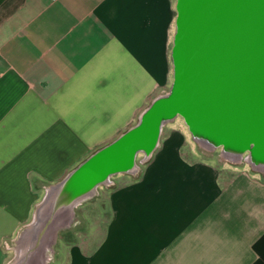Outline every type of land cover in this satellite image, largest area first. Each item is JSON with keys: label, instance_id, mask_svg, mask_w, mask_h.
Masks as SVG:
<instances>
[{"label": "crops", "instance_id": "obj_1", "mask_svg": "<svg viewBox=\"0 0 264 264\" xmlns=\"http://www.w3.org/2000/svg\"><path fill=\"white\" fill-rule=\"evenodd\" d=\"M175 13L173 0H0V264L47 187L172 83ZM184 144L170 126L136 175L114 174L102 235L68 240L63 264H264V179L222 176Z\"/></svg>", "mask_w": 264, "mask_h": 264}, {"label": "water", "instance_id": "obj_2", "mask_svg": "<svg viewBox=\"0 0 264 264\" xmlns=\"http://www.w3.org/2000/svg\"><path fill=\"white\" fill-rule=\"evenodd\" d=\"M175 10L170 91L156 96L134 126L48 186L21 234L41 224L45 211L68 212L114 174L136 171L137 153L147 159L162 126L176 116L189 129L264 155V0H176Z\"/></svg>", "mask_w": 264, "mask_h": 264}, {"label": "rangeland", "instance_id": "obj_3", "mask_svg": "<svg viewBox=\"0 0 264 264\" xmlns=\"http://www.w3.org/2000/svg\"><path fill=\"white\" fill-rule=\"evenodd\" d=\"M174 4L176 0H173ZM176 15V13H175ZM175 21L172 28V36L170 42V77L173 79V57L172 46L173 37L175 34ZM170 84L164 93L170 91ZM170 126H175L182 130L184 135V153L197 155L200 159L209 160L216 166L222 168L223 174L226 177L233 176L238 171H248L258 174L264 179V168L254 166L251 164L247 157L250 152L245 149L241 153L240 160H235L227 156L224 152L223 146L219 145L214 148H209L203 145L190 131L188 125L184 122L181 116H176L173 119L166 121L162 126V130L158 142L164 137ZM144 154L138 152L135 157V165L139 167L145 163L143 162ZM262 171H261V170ZM139 172L136 171V175ZM114 176V175H113ZM113 177L109 181L100 184L94 195L90 196L76 207H71L68 212L61 211H45L41 218V224L36 225L35 228L21 234L26 226L17 232L15 237L7 240L6 244V263L5 264H34L30 262L31 256H37L38 264H63L64 255L62 254L63 248L71 243H78L82 238L85 240L84 244L87 249H91L99 237L102 235L104 223L107 218V190L113 186ZM101 193V194H98ZM86 204V205H85ZM105 205V208H104ZM55 223H59L55 225ZM44 224V225H43ZM54 224V225H50ZM46 225L52 227L46 234ZM40 242V238L46 240L43 245L37 244L35 239ZM36 237V238H35ZM46 238V239H45ZM73 240V241H72ZM76 241V242H74ZM36 243V245H35ZM44 246L43 250L41 249ZM32 250V253L30 252ZM27 253H31L30 255ZM32 261V260H31Z\"/></svg>", "mask_w": 264, "mask_h": 264}, {"label": "bare ground", "instance_id": "obj_4", "mask_svg": "<svg viewBox=\"0 0 264 264\" xmlns=\"http://www.w3.org/2000/svg\"><path fill=\"white\" fill-rule=\"evenodd\" d=\"M163 121L164 120H162L160 124H162ZM190 130L194 133L195 137L206 147L214 148L216 146L222 145L224 147V152L226 153L227 156H230L231 158L235 160H240V158L242 157L241 156V151L243 150L242 147L231 144V143H226L223 140H220L218 137L214 136L213 134L207 131L195 128V127L190 126ZM252 154L253 155L249 154V156L247 157L248 161L252 163L254 166H259L261 168H264V155H259V154H254V153ZM35 217H34V220H35ZM37 222L40 223V221H37ZM37 222L31 223L30 225L31 228H35L37 225ZM57 224L59 223H56V225ZM35 242L37 244L39 243L40 245H43L44 243H46V240L40 238V242H39L38 237H37V239H35ZM43 248L44 246L41 249L43 250ZM30 252L32 253V250ZM31 253H27V254H31Z\"/></svg>", "mask_w": 264, "mask_h": 264}]
</instances>
